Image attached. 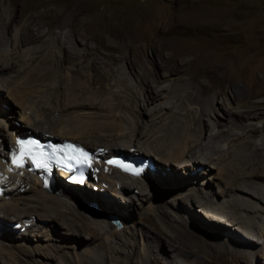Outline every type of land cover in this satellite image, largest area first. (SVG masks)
I'll list each match as a JSON object with an SVG mask.
<instances>
[{"label":"bare ground","instance_id":"bare-ground-1","mask_svg":"<svg viewBox=\"0 0 264 264\" xmlns=\"http://www.w3.org/2000/svg\"><path fill=\"white\" fill-rule=\"evenodd\" d=\"M57 3L52 0H0V89L11 91V84L24 77L20 70H29L28 74L36 80L45 73L58 72L90 85L107 86L112 90L120 87L132 97L133 112L128 111L127 103L122 107L118 104L95 107L101 103H91L87 96L85 99L80 97L79 104L68 98L64 101L53 93L57 92L53 90L58 87L56 81L48 83L42 81L43 78L38 79L37 84L24 86L26 93L30 87L35 91L31 103H36L32 107H38L35 111H24V124L18 126L8 122L5 110L0 108V123L10 124L13 129L8 131L11 146L0 140V181L3 183L8 179L0 195V263L18 264L14 258H20L19 253H24L29 256L26 258L28 264H53L57 255L50 250L66 245L74 249V264H190L198 261L202 247L197 244L190 242L191 250L189 244L176 241L174 237L178 236L168 231L166 233L170 235L159 232L156 237L150 236L152 230L145 228V224L138 228L137 220L128 223L131 215L127 212L121 217L124 224L120 227L122 223L111 222V209L102 216L94 215L95 204L88 205L89 213H85L74 202L88 194L90 200L102 205L99 202L102 197L95 194L104 186L117 193L135 187L146 193L153 181V177L147 178V170L140 176H131L106 163L107 158L119 153L156 155L160 171L166 169L163 164L172 167L171 173L165 175L151 172L165 184L173 183L166 180H170L168 177L173 176L177 166L189 167L182 171L190 176L186 179L190 182H196V177H200L201 182V176L206 174L204 180L208 182L210 174L220 178L218 194L193 184L179 188L189 200L188 206H193L196 201L220 214H229L227 217L217 215L204 207L208 223L228 234L229 241L222 238L227 241L226 246H231L227 253L232 255L233 261L241 262L256 254L253 250L258 244L264 245V87L241 96L232 82L235 79L228 76L230 71L217 75L218 62L209 66L217 75L213 79L218 78V81L205 79L206 76L201 74L202 67L200 73L193 67L194 51L182 43L171 42L176 46L168 53L164 51L165 59L160 62L155 58L142 59L144 65L143 54L140 57L134 53L135 41L140 40H135L130 31L110 29L112 35L105 46L110 52L103 53L99 45L92 43L97 41V36L84 31L88 24V6L78 0H71L66 5ZM105 17L112 19L110 15ZM163 49L158 51L163 54ZM206 55L207 59L202 58L203 61L208 58L210 61L211 55ZM4 82L9 84L5 86ZM76 93L81 95L78 90ZM55 100L62 102L59 105L62 110L55 109L58 108L53 104ZM141 104L144 110L139 108ZM57 113L60 114L58 117ZM145 113L149 118L144 117ZM26 126L37 128L43 134L50 132L62 140H78L90 150L103 147L94 154L87 179L74 184L64 173H59L54 190H49L37 174L38 177L22 170L15 171L10 165L11 155L17 156L13 151L14 144ZM119 148L128 153H116ZM180 178L176 176V180ZM85 184L93 187L95 192L77 188ZM118 184H121L120 188ZM178 208L185 210L182 204ZM145 220L149 224L155 222L151 215ZM10 221L29 227L22 229L28 237L22 232H13ZM57 221L64 226L63 230L58 229ZM107 227L110 232H106ZM59 230L63 235L57 233ZM140 231L143 237L152 238L142 242V246L137 240ZM104 235H107V241L102 242L99 249H91ZM223 252L225 250L220 249L218 254L223 255ZM59 256L61 259L56 264H66L61 253Z\"/></svg>","mask_w":264,"mask_h":264},{"label":"rangeland","instance_id":"rangeland-1","mask_svg":"<svg viewBox=\"0 0 264 264\" xmlns=\"http://www.w3.org/2000/svg\"><path fill=\"white\" fill-rule=\"evenodd\" d=\"M32 1L37 2L41 0ZM53 1L55 3L58 2L57 4L59 5H66L71 0H52V2ZM78 1L81 3L84 2V4L89 8L87 19L88 24L85 25L86 27L84 28V31L97 36V41L93 40L92 43L94 45H99L103 53L110 52V50L105 47L108 43V37L112 35V31H109L110 29H115V31L119 32L125 30L127 33L130 31V35L133 36L135 40H140L135 41L134 53L136 56L140 54V57L141 54H143L141 61L142 59L146 60L148 58H155L160 62L162 59H165L164 51L168 53L171 48L176 46L172 43H182L185 47H190L192 51H194L193 54L196 59L193 61V67L198 73H200L202 69L201 74L203 73L202 75L206 76L205 79L211 81L215 79L214 81H218V78L213 79V76L215 77L216 74L213 73L214 71L212 70V67H209L213 62H218L216 64L220 70L217 75L221 73L225 74L230 71V73L228 72V76L230 79H235L232 82L235 86H237L241 96L247 94L248 91L257 90L258 87H264V85H262L264 81V0ZM105 15H110L112 19L105 17ZM83 27L84 26L82 25V28ZM79 39L83 42L82 38ZM149 44L153 47H150ZM162 47H164L163 54L158 51L159 48ZM199 53H201V55ZM205 53L211 55L210 61L209 58L207 61L204 60L208 65L204 64L203 61V59L208 57ZM28 71L29 70L27 69L23 72L20 70L24 77L14 81L15 84H11V91H9L11 92V96L8 91L0 89V97L2 98L0 99V108L5 110V114L8 116V122L17 123L18 126L24 124L22 120V116L26 113L24 111H35L36 108H38L37 106L32 107L33 105H36L35 102L34 104L31 103L35 91H33L30 87V89H28L29 91L26 93L24 86L34 83L37 84L39 83L38 79L41 81L42 78V81L48 83H54L56 81L55 83L58 84L57 86L59 88L57 87L53 90L57 91L59 94L54 91L53 93L59 95V98L64 101H68V99L71 101L76 100L75 103L79 104V100L81 98L85 99L84 96H87L89 98V102L95 104L101 103L95 107H107L115 104L122 107L123 103H127L129 104L127 107L129 108L128 111L133 112L134 102L132 97L128 92L122 90L120 87L116 90H112L107 86L90 85L88 82H84L81 79H77V81H75L70 76L62 75L61 73L58 74V72L57 74L53 72L45 73L44 77L36 80L28 74ZM209 74L210 77L212 76L211 78L207 77ZM8 75H10V73ZM66 82H72V84H68ZM3 84L7 86L9 83L7 84L4 82ZM66 84L70 86L68 87ZM77 90L81 93L80 96L77 95ZM68 91L70 92L68 93ZM71 93H73L74 96ZM71 95L73 97H71ZM111 96H115L116 98H111ZM57 102V100L53 101V104H55L56 107L58 106V108L55 109L62 110L61 106L59 108V105L62 104V102H58L59 104H57ZM85 105L90 106V104ZM139 108L144 110V106L142 104ZM57 115L60 114L57 113L56 116ZM144 117L149 118L148 113H145ZM9 125L10 124L5 125L0 123V140H3L4 143L11 146L12 141L8 131H11L12 128L9 127ZM29 132L37 133L42 136L49 133L48 135L54 136V134H51L50 132L43 134L37 128L26 126L23 130V134H29ZM54 137L61 139L58 136ZM99 148L103 149V147ZM117 151H124L128 153V150L124 148L116 149V153ZM145 156L151 157L156 163L158 168L156 167L155 171L158 175H160V173L161 175L171 173L172 167L165 166L164 164L162 165V163L161 165L166 167V169L162 171L159 170L160 161H158L156 155ZM259 165H263V163H260ZM184 169H189V167H175L173 172L175 175L173 174L172 177L169 175L168 178H170V180H166L167 182L172 180L173 183L171 184H165L164 181L160 180V178L158 180V178L151 174L152 171L147 170V178L150 179L153 177V181L150 188L146 190L145 194L141 193V189L139 190L138 187L129 191H122L123 193H117L111 187L104 186L98 194H95L97 197H102L100 198V201L98 200L102 205H98L94 199L90 200L89 197H87L88 194L81 196V200L74 199V202L78 205V207H80V210L85 213L89 211L87 209L88 205L93 206L95 204L96 206H93L96 208V212L93 213L94 215L99 214L102 216V214H105L107 209H111L113 211V215L120 219L122 223L120 227H123L124 224L121 217L124 212H127L131 215V218L129 217L127 219L128 223L132 224L137 220L139 225L138 228L140 225L145 224V228L152 230L150 236L156 237L160 234L159 232L170 235L166 233L168 231L178 236L174 237L176 241H181V243H185L187 245L189 244L191 250L193 245H190V242L197 244L200 248L202 247L199 255L200 259L198 258V261H192L193 263L189 262L190 264H264L263 243H259L258 247L253 250L256 254H251L245 259L243 258L241 262L232 260V255L227 253L228 248L231 247L226 246V242L229 241L227 238L228 234L226 231L221 232L218 227L208 223V220L204 216V213L207 212L204 210V207H207L217 215H225L227 217L229 214H220L215 210H212L211 207L204 206L196 201L193 203L191 208L187 204V202L189 203V200L183 196V190L179 188L183 185L193 184L197 185V187H200L201 189H210L215 194H218L220 178L213 177V174H210L208 182L207 179L204 180V178L208 176L206 174L205 176H201V182L200 177L195 178L196 182H190L186 180L190 176H187V173L183 172ZM192 169H194V167H192ZM199 172H201V170ZM215 172L217 174V170H215ZM96 174L99 175L98 173ZM178 175L181 176V178L176 180V176L178 177ZM203 182L204 184L202 185ZM120 187L121 184H118V188ZM61 188H63L62 185ZM77 188L80 191L95 192L93 187L91 188L86 184L77 186ZM123 195H125L126 198H124ZM112 201L115 202L113 203ZM179 204L185 206V210L179 209ZM100 206L103 207V209L100 208ZM151 209L157 210L161 214ZM150 211L155 213L152 214ZM91 212L92 211H90V213ZM148 215L153 216L155 218V222L151 224L147 223L145 218H147ZM230 217H232V215ZM57 220L60 221V219ZM58 221V229L60 227L63 230L64 226L58 223ZM15 223L21 227H16L14 225ZM10 224V228L17 234L18 232H22V229H30L29 227L25 228V226H23L22 223L20 224V222L18 223V221H10ZM103 224L106 225L104 222ZM227 228H231V226H227ZM107 231L110 232V227H107L106 232ZM57 233L59 235H63L60 230ZM21 234L25 235L26 238L28 237V234H26L25 231ZM85 234L86 236H89L88 233ZM191 234H194V236ZM107 235H104L103 239L96 241V243L90 248L95 249L97 247L99 249L102 246V242L107 241ZM86 236H83L85 241H89ZM222 237L227 238V241H224ZM146 239L151 240L152 238L149 236H147V238L143 237L140 231L139 235H137L139 245L142 246V242H146ZM64 241L65 240H62L61 242ZM220 249L225 250L223 255L218 254ZM50 251L57 255V258H53L55 262L53 264H56L58 259H61L59 256L60 253L66 264H74V249L68 245ZM55 251H59V253H56ZM19 255L20 258H14V260L18 262V264H28L26 258H29V256L24 253H19ZM134 264H136V262Z\"/></svg>","mask_w":264,"mask_h":264},{"label":"snow or ice","instance_id":"snow-or-ice-1","mask_svg":"<svg viewBox=\"0 0 264 264\" xmlns=\"http://www.w3.org/2000/svg\"><path fill=\"white\" fill-rule=\"evenodd\" d=\"M18 145L20 148V154L18 157H14L13 159L15 160V163L17 167H23L26 159L31 158L33 161L37 160V156L40 157V160L37 161L41 167H47L46 163V157L47 154H45L42 150H39V145L34 144L30 140H18ZM39 150V151H37ZM72 159L75 160L77 164H88V156L87 153L81 152L80 156H73ZM135 174H139L142 169H136L134 170Z\"/></svg>","mask_w":264,"mask_h":264},{"label":"water","instance_id":"water-1","mask_svg":"<svg viewBox=\"0 0 264 264\" xmlns=\"http://www.w3.org/2000/svg\"><path fill=\"white\" fill-rule=\"evenodd\" d=\"M111 219H112V222H114L116 224H119V225L121 224L120 221H119V219L116 216L112 215L111 216Z\"/></svg>","mask_w":264,"mask_h":264},{"label":"clouds","instance_id":"clouds-1","mask_svg":"<svg viewBox=\"0 0 264 264\" xmlns=\"http://www.w3.org/2000/svg\"><path fill=\"white\" fill-rule=\"evenodd\" d=\"M153 160V159H152ZM155 167H157V165H155ZM148 170V169H147ZM149 170H151V171H155L156 170V168H152V169H149ZM147 172V171H146ZM143 174V173H142ZM75 184V183H74ZM115 216V215H114ZM118 218V217H117ZM119 219V218H118ZM119 221H120V219H119ZM120 223H121V221H120Z\"/></svg>","mask_w":264,"mask_h":264}]
</instances>
